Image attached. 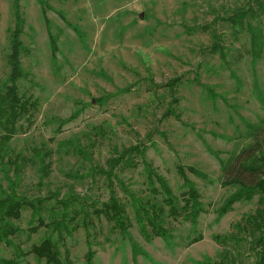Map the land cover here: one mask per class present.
<instances>
[{
	"label": "rangeland",
	"instance_id": "obj_1",
	"mask_svg": "<svg viewBox=\"0 0 264 264\" xmlns=\"http://www.w3.org/2000/svg\"><path fill=\"white\" fill-rule=\"evenodd\" d=\"M245 1H20L25 20L22 41L30 52L22 57L19 95L23 102H35L37 109L21 122L23 128L9 143L0 185L8 189L11 180L18 194L31 200L55 191L61 199L79 196L84 206L81 219L68 222L71 235L62 231L63 239L51 231L54 215L48 209L54 206L44 212L46 227L29 233L30 238H14L30 254L21 264H37L30 253L33 246L52 235L63 253L69 251L72 264H85L89 248L95 252L94 264H223L225 260L255 264L249 236L237 227L254 213L257 200L238 204L218 218V210L236 189L222 186L220 161L245 146L247 129L264 120L259 98V92L264 98V56L254 67L248 53L250 36L218 20ZM13 3L0 0V81L10 74ZM43 8L57 39L55 58ZM214 35L223 36L226 60L211 49ZM176 80L179 84L170 91L167 85ZM169 109L176 117L165 118ZM137 145L181 203L185 191L181 170L202 197L205 212L196 226L166 218V227L173 232L168 243L143 238L132 199L121 186L122 182L144 202L163 203L146 182L142 159L135 169L117 168L120 180H114L112 188L106 177L94 173L97 167L107 169L116 151ZM33 149L50 154L47 179H42ZM111 191L126 209L137 256L111 222L93 214L94 206L101 208ZM30 220L28 210L16 225L29 230ZM225 237L236 242L217 239ZM1 249L4 259H16L11 248Z\"/></svg>",
	"mask_w": 264,
	"mask_h": 264
},
{
	"label": "trees",
	"instance_id": "obj_2",
	"mask_svg": "<svg viewBox=\"0 0 264 264\" xmlns=\"http://www.w3.org/2000/svg\"><path fill=\"white\" fill-rule=\"evenodd\" d=\"M20 1L14 0L13 3L15 26L11 30L10 51L8 54L10 74L5 81H0V131L2 137L0 140V172H6L5 160L9 157V143L23 128L21 122L24 119H29L31 113L37 109L35 102H23L19 95L18 78L24 75L22 57L30 52L22 41L25 20L21 13ZM40 4L44 6L45 3L40 1ZM42 13L47 21L53 57L55 58V54L58 52L57 39L51 32L50 21L46 18V10L44 8ZM61 16L65 17L62 13ZM218 20L224 24H229L236 33H247L250 36L248 53L252 56V62L255 67L257 62L264 56V0H246L242 6L235 8L224 17H219ZM74 30L79 32L76 28ZM222 38V35H214L215 42L211 49L214 53L220 52L222 58L226 60V49L221 45ZM178 84L179 80H176L172 84H168L167 87L170 91H174L173 89ZM209 92L212 93L211 90ZM259 98L264 104L261 92H259ZM171 115L176 117L172 109H169L165 114V118ZM246 136L248 143L245 146L240 148L239 151L231 153L226 160L220 161L222 186L236 189L225 199L218 210V218L221 219L227 216L238 204L257 200L258 206L254 213L246 215L243 219V227L238 226L237 228H242V233L248 234L250 251L256 257L255 264H264V120L259 125L251 126L247 129ZM33 150L34 157L38 160L42 179H47L50 176V164H46V159L50 154L49 152L41 153L37 149ZM116 155L107 161V169L100 167L94 169L96 175L106 177L111 183L109 185L110 188L113 186V181H117L118 177L115 173L117 168L122 170L135 169L140 164L138 160L142 159L149 188L155 195L159 194L163 197V203L144 202L143 199L133 195L121 182L122 189L132 199L139 231L147 242L162 239L168 243L173 238L172 230L166 227L165 220L167 217L175 221L182 220V223H191L193 226L198 224L200 216L205 212L202 197L194 184L188 180L184 170L179 171L185 182V191L181 195L183 203H181L174 195L167 181L158 175L146 162L145 150L142 147L137 145L121 152L116 151ZM190 171L199 177L206 178V175L202 172L195 171L192 168ZM9 183L8 189L0 185V264H21L22 260L26 259L30 254L23 251L20 245H16L14 238L23 235H27L30 238L29 233H36L40 228L46 227L47 224L43 215L50 206H54L48 209L54 215L50 224L52 233L58 234L60 239L63 235L61 234L62 231L67 235H71L72 230L68 222L80 220L82 213H84L82 208L84 206L82 198L79 196L72 195L61 199L59 191L51 192L47 197L31 200L18 194L15 183L11 180ZM28 210L31 211L30 228L25 230L16 225V222L20 221L23 213ZM93 214L98 218L104 216L114 225V230L120 231L124 238L130 241L134 255L139 253L138 245L134 242L129 232L131 227L127 222L126 209L120 203L115 192L111 191L109 200L103 203L101 208L94 206ZM84 217L86 219L89 215L85 213ZM85 219L83 220V225L88 228L90 223L86 222ZM36 224L38 225L36 226ZM52 236L46 237L39 245L33 246L30 253L36 257L37 264H72L69 251L66 250L63 253L59 242ZM217 239L221 243L227 240L236 242L234 237ZM239 242L241 243L242 241ZM3 245L14 251L16 259L8 260L1 256ZM88 246H91V241H88ZM94 257L95 252L89 248L85 256V264H94ZM226 261L223 264H226ZM231 261H234V257L231 258Z\"/></svg>",
	"mask_w": 264,
	"mask_h": 264
}]
</instances>
